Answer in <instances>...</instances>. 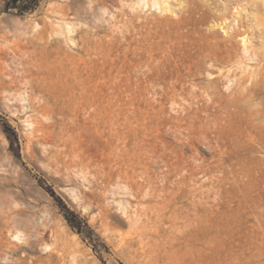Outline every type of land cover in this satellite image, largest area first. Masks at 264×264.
I'll list each match as a JSON object with an SVG mask.
<instances>
[{
    "label": "rangeland",
    "instance_id": "374dc122",
    "mask_svg": "<svg viewBox=\"0 0 264 264\" xmlns=\"http://www.w3.org/2000/svg\"><path fill=\"white\" fill-rule=\"evenodd\" d=\"M182 3L172 14L144 10L127 29L112 16L120 0L94 13L88 0H41L23 15L0 2L3 250L14 244L7 212L41 224L62 248L0 251V264H264V128L257 142L255 122L229 105L236 79L258 66L263 8ZM234 18L247 55L219 29ZM60 21L73 25L71 40L52 31ZM92 97L110 108V125L95 127L80 107ZM65 210L91 241L68 227Z\"/></svg>",
    "mask_w": 264,
    "mask_h": 264
},
{
    "label": "bare ground",
    "instance_id": "6f19581e",
    "mask_svg": "<svg viewBox=\"0 0 264 264\" xmlns=\"http://www.w3.org/2000/svg\"><path fill=\"white\" fill-rule=\"evenodd\" d=\"M73 1L74 3H76L77 1L80 0H73ZM105 1L106 0H88L91 13H94L97 10L96 9L97 7L105 5L104 4ZM203 1L208 2V0H203ZM182 2L190 3L192 2V0H182V1L181 0L179 1L178 0H131L129 4L125 3V1L123 0H120V6L117 9L118 11L115 12L112 16L115 18L116 17L120 18L119 23L121 24V26L129 29L130 27L134 28V24L136 20L141 18V13L144 10L147 11L151 9V10H158L160 12H165V13L167 12L172 14L175 11V7L176 6L180 7L181 4H183ZM260 5L262 6L264 12V0H260ZM244 10L245 7L243 9L241 8L240 11L236 10L237 15ZM255 11L259 12L257 10ZM249 14L251 15L252 13ZM252 16L254 18L255 14H252ZM236 19L235 18L232 19L228 24H226V19H222L223 21L219 23V29L220 31H222L224 35H226L227 41L237 38L241 39L239 41H241L240 43L243 53L247 55L251 52L252 46L250 44V41L248 42V37L244 33H242L240 35L241 37H239L240 32H238L237 30H233V26L234 23L236 22ZM259 22H260L259 25L261 26L260 29L258 30L259 31L258 35L260 34L259 37L261 39V43H260L261 57H259V54H256V52L253 53V55L257 59L259 58L258 66L256 68L254 67L255 69L249 71L247 73V76L239 77L238 79H236V85L231 94L233 100L229 104L233 106L236 109V111H241L245 113L250 120L255 122L254 124L255 132H256L255 139L257 142L261 140L259 135L262 129L264 128V104L261 103L260 101L255 102V100L258 98L259 95L264 94V62L260 63L261 61H264V19L261 18ZM54 26L56 28L53 29L52 31L54 32L55 36L65 35L66 37V35H68V38L71 40V38L69 37L73 31V25L71 23L62 21L61 23H55ZM212 26L215 27V25ZM217 26L218 25H216V27ZM42 38H43L42 35H40L39 40H41ZM2 64L3 63L0 61V72L2 71L3 68ZM248 81L251 82V87L246 86V83ZM104 101H106L109 106V98H106V100ZM80 104H81L80 107L82 109H87V108L91 109V115H92L91 120L95 127L99 125L107 126L111 124V120H110L111 113L109 111L110 108L99 105L95 101L94 97L82 101ZM30 126H32V132L34 133L41 132L43 133V135H45L46 130L42 124L37 123L33 125L30 123ZM142 174L144 173L142 172ZM126 175L127 173H125V176ZM140 191H141V187L137 186V193ZM2 202H4V200ZM6 218L9 221L11 220V222H14L13 224L16 225H14V228H12L14 231L11 232V230L9 229L6 230L9 233L11 232L10 239L14 242L13 246H8L6 250H3L4 243L0 238V251H5L4 254H20V253L21 254H62L61 253L62 248L60 249L57 246H53L47 242L46 228L41 224L40 225L36 224V222L33 223L29 219L16 220L15 217L14 218L11 217V213L9 212L6 213ZM157 218H159V216H157ZM6 223H8V221ZM50 236H52L51 233ZM29 259L31 264H34L35 261H39L40 263L45 262V264H52L49 259L44 260L41 257L38 258L30 257ZM25 263H26L25 260H19V262H17L16 264H25Z\"/></svg>",
    "mask_w": 264,
    "mask_h": 264
},
{
    "label": "trees",
    "instance_id": "16d2710c",
    "mask_svg": "<svg viewBox=\"0 0 264 264\" xmlns=\"http://www.w3.org/2000/svg\"><path fill=\"white\" fill-rule=\"evenodd\" d=\"M40 1L41 0H0L5 12L15 11L17 15H23L24 13L34 11ZM63 217L68 227L80 236L83 241H91V236H87L86 234V232L90 230L84 221L69 210H65Z\"/></svg>",
    "mask_w": 264,
    "mask_h": 264
}]
</instances>
